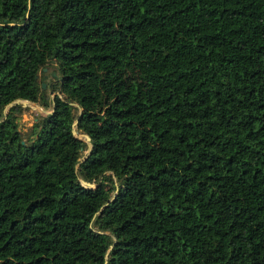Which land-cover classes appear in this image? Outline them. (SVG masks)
Listing matches in <instances>:
<instances>
[{"label": "trees", "instance_id": "16d2710c", "mask_svg": "<svg viewBox=\"0 0 264 264\" xmlns=\"http://www.w3.org/2000/svg\"><path fill=\"white\" fill-rule=\"evenodd\" d=\"M0 264H264V0H0Z\"/></svg>", "mask_w": 264, "mask_h": 264}, {"label": "rangeland", "instance_id": "374dc122", "mask_svg": "<svg viewBox=\"0 0 264 264\" xmlns=\"http://www.w3.org/2000/svg\"><path fill=\"white\" fill-rule=\"evenodd\" d=\"M51 69H52L51 72H53L54 68ZM53 77L49 73L48 69L45 72V74L42 73L39 75L40 83L42 84V86L46 85L45 91H49L52 98L55 96L54 91L52 89L54 85L57 83V81L54 80L57 79L58 77L57 73H53ZM22 106L24 107V112L20 119V129H19L22 132V134L28 133L29 130L33 127L34 123L37 121V119L47 116L51 113L50 110L45 109L37 104H32L28 106L22 105Z\"/></svg>", "mask_w": 264, "mask_h": 264}, {"label": "water", "instance_id": "95a60500", "mask_svg": "<svg viewBox=\"0 0 264 264\" xmlns=\"http://www.w3.org/2000/svg\"><path fill=\"white\" fill-rule=\"evenodd\" d=\"M47 70H45V72H46ZM45 88H46V85H43V89L45 90ZM53 94V93H52ZM33 103H30V102H26V101H21V100H19V101H16L15 103H13V104H11L7 109H6V114H7V112H8V110L10 109V108H12V107H15V106H18V105H24V106H28V105H32ZM77 123L78 122H76L75 123V125H74V128L76 129V127H77ZM85 140L87 141V142H90V138L89 137H85ZM87 159V157H85V158H83L82 159V162L83 161H85ZM85 185H88L87 183H84ZM88 186H90V185H88ZM92 187V189H94V187L93 186H91Z\"/></svg>", "mask_w": 264, "mask_h": 264}]
</instances>
